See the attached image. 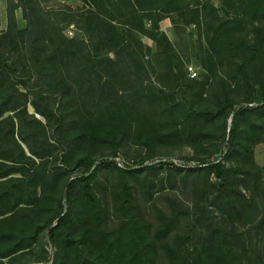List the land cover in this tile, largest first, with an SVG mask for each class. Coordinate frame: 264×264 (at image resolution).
I'll list each match as a JSON object with an SVG mask.
<instances>
[{"label": "rangeland", "instance_id": "1", "mask_svg": "<svg viewBox=\"0 0 264 264\" xmlns=\"http://www.w3.org/2000/svg\"><path fill=\"white\" fill-rule=\"evenodd\" d=\"M19 2L22 5L14 11L16 23L0 29L4 65L0 156L9 159L0 161L21 171H13L10 176L14 178L28 179L36 172L40 179L54 173L56 178L39 197H22V206L28 208L11 220L0 214L4 230L0 247L8 244L5 231L13 235L12 245L16 238L36 235L29 246L11 259H0V264L44 263L41 245L60 200L69 217L49 244V264H107L116 244L120 247L115 264H189L196 256L201 264L214 263L219 252L217 227L246 228L244 220L225 219L221 208L228 206L229 196H235L233 189L246 196L250 191L241 181L225 193L227 197L220 195L223 180L209 163L220 161L230 176L233 169H247L254 162L263 169L264 180V56L258 48L264 39V11L253 18L232 0H176L155 15L169 44L158 33L160 40L155 41L127 29L126 47L117 56L96 38L83 59L67 64L69 59L58 58L40 64L41 57L50 53L41 47L48 37L39 31L27 32L28 21H34L32 5L37 4L43 14L58 11V20L50 15V22H56L66 36L71 28L72 38L81 40L86 35L76 13L97 9L98 0ZM197 2L200 13L210 18L240 20L229 36L241 45L242 53L232 49L213 57L204 31L189 23L182 9L186 3ZM247 45L258 49H245ZM104 56L113 60L99 59ZM82 64L95 73L82 70ZM15 88L27 98L24 106L13 109ZM227 102L233 108L256 105L236 117V141L229 149L224 144L233 112L218 111ZM20 147L25 154L36 155L26 158ZM82 157L114 160L117 165L93 167L66 201L65 183L82 173V165L77 164ZM139 161L143 164L123 167ZM1 180L0 192L7 184ZM216 195L219 201L212 203ZM236 198L241 206L242 198ZM232 246L241 253L239 245ZM244 249L246 253L249 247ZM244 258V262L250 259Z\"/></svg>", "mask_w": 264, "mask_h": 264}, {"label": "trees", "instance_id": "2", "mask_svg": "<svg viewBox=\"0 0 264 264\" xmlns=\"http://www.w3.org/2000/svg\"><path fill=\"white\" fill-rule=\"evenodd\" d=\"M30 1L32 2L33 0ZM175 1L176 0H98L97 9L87 8L76 13L84 25V33L86 35V39L81 40H75L72 38L73 36L69 37L64 35L61 29L57 28L55 25L56 22H50V15H53L54 19L58 20V15L60 14L58 11H53L51 9L48 11V13L43 14V12L40 10V7H38L37 4H33L31 20L33 21L34 18V21H28L29 27L27 28V32L33 34L34 32L39 31L40 33L47 34L48 39H43L41 47L47 49L50 53L41 57L40 64H44L47 61H52L58 58L69 59L70 61H67V64L71 63V60L73 59H83L82 54L88 53L89 43L96 38L100 40L101 44L106 45L109 51H113L115 56H117V51L126 47L124 44L127 40L124 36L125 32L128 33L127 29L138 30L140 35L146 36L155 41L162 38L166 43L169 44L167 36L159 28L158 20H156L155 15L157 12H160L161 9H164V6L170 5ZM232 3L243 7V12L245 15L249 14L253 18H257L256 15L259 10L264 11V0H232ZM198 4L199 2L195 3V5L186 3V5L182 6V9L185 10L186 14L190 17L188 22L193 23L198 27L199 30L204 31V42H206L207 47L211 48V50L214 52L213 57H217L218 53L220 52L230 51L232 49H239V52L242 53L243 48H241V45H236V43L232 41V36H229V34H232L233 32L235 21L240 20L236 18H223L219 15L214 18H210L207 16V14L200 13ZM21 5L22 4H20L19 0H6V28L12 27L16 23L14 11ZM259 7L261 9H259ZM68 10L73 13L71 8H68ZM120 10L123 11L120 15H118V11ZM64 15L66 14L64 13ZM120 17H122L123 20H119ZM156 33L160 34V38L156 37ZM261 41L262 42L258 48L261 49V51L263 50L264 56V39ZM244 42L245 41H241L242 44H245ZM137 45L140 48H143L144 46L140 38H137ZM249 48H252L253 51L258 49L253 45H247L245 47V49L248 50ZM38 49L40 50L41 48ZM131 55L132 54L129 56ZM207 55L210 57L209 54ZM106 58L111 59L108 56H104L99 59ZM79 67L84 71H86V68H88L89 72L91 71V73H95V70H93V68L89 65L82 64V66L79 65ZM3 69V62H0V74ZM11 98L16 99V102L13 105V109H16L18 106H24L26 104L27 94L15 88ZM255 107L256 105L252 104L238 105L233 108V104L231 102L221 105L218 111L224 112L225 114H228L229 111L233 112V115L230 118V126L227 128L228 132L224 144L225 149L231 148V146L236 141V117L246 112L252 111ZM37 114L44 117L41 112H37ZM20 148L24 157L26 158H29L31 154L36 155L31 151V154H25L24 149L22 147ZM0 158L9 161V159L6 157L3 158L0 156ZM77 164L82 165V173L80 175L71 176L67 179V182L65 183V192L63 195V198L66 199V201H69L73 198L75 186L82 183L83 181H86L87 174L93 167L98 165L116 166L117 162L114 160H101L98 162L94 159L88 160L87 157H82L77 160ZM142 164L143 162L139 161L133 162L132 164L123 165V167L125 169H131ZM209 164L210 168L220 175L223 180L221 183L220 195L223 193V195L227 197V194L225 193L228 190L236 188V185H238L241 181L245 183V186H248L250 191V195L246 196L238 189H233L235 196L233 198L229 196L227 198L228 206L221 208V212L226 215V218L224 217L225 219L229 217L231 220H244L245 222L243 224H245L246 228L237 229L235 226H230V228H228L221 225V227H217V230L219 231V252L215 262L212 264H264V194H257V192L261 190L264 192V180H261L263 177V169L253 162L252 167L247 169H233L230 173L231 175L228 176L226 174L227 171H224L222 168L220 161H215ZM170 165L177 166V164L173 162H171ZM2 166L5 167L4 170H2ZM13 171L21 173L20 170H14L12 164H6L0 161V179L3 178L1 181L7 183L5 189L0 192V214L5 215L4 220H11L14 215L20 214V210L28 208L27 206H22L24 205L22 197H30L31 195H33V197H39L41 195V190H43V188H45L48 184H51V182L54 184L53 182L56 178V173H54L52 177L40 179L41 174L39 175L37 172L34 175H31V177L28 179L24 178L25 176L23 175H19L18 177L14 178L10 176ZM38 179L40 181H38ZM13 180L15 181V184L12 182ZM226 187L228 188L226 189ZM26 189H29L30 193L29 191L27 192ZM220 195L213 197L212 203L216 201L218 202ZM236 195L242 198L240 202L243 204H240L241 206L238 204L239 201L237 200ZM257 195L258 197H261H259L260 204L257 201ZM68 217L69 213L64 211L62 201L60 200L56 215L53 219L49 220L47 224L48 229L44 235L45 241L43 246L41 245L42 253L44 254L43 264L50 263L49 244L54 242L57 229L59 227H64L67 224ZM2 231L4 230L0 228V235ZM34 234L35 233L27 238H16L15 244L12 245L11 241L13 235L11 232L5 231L3 235L7 239L8 244L7 247H0V259H11L15 253H18L25 247L29 246V244L33 242L30 241L31 237H36ZM231 243L232 245H239V250L241 252L240 254H238V249H234ZM246 245L249 247V249L245 253L244 247ZM115 246L114 247L116 248V251L107 264H115L113 258L118 254L117 250H119L120 247L117 244ZM108 248L112 250V248ZM244 255H248L250 259L245 260V262L242 261V258L245 259ZM189 264H201V261L196 256L193 261L189 260Z\"/></svg>", "mask_w": 264, "mask_h": 264}, {"label": "crops", "instance_id": "3", "mask_svg": "<svg viewBox=\"0 0 264 264\" xmlns=\"http://www.w3.org/2000/svg\"><path fill=\"white\" fill-rule=\"evenodd\" d=\"M0 22V29L5 28L7 25L6 0H0Z\"/></svg>", "mask_w": 264, "mask_h": 264}, {"label": "built area", "instance_id": "4", "mask_svg": "<svg viewBox=\"0 0 264 264\" xmlns=\"http://www.w3.org/2000/svg\"><path fill=\"white\" fill-rule=\"evenodd\" d=\"M68 36H72L73 35V30L71 28H69L67 30Z\"/></svg>", "mask_w": 264, "mask_h": 264}]
</instances>
